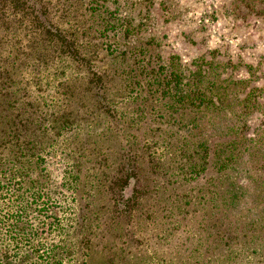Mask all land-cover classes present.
<instances>
[{"label":"trees","instance_id":"obj_1","mask_svg":"<svg viewBox=\"0 0 264 264\" xmlns=\"http://www.w3.org/2000/svg\"><path fill=\"white\" fill-rule=\"evenodd\" d=\"M49 9L42 0H0V243L39 244L43 220L38 213L50 199L43 153L51 144L43 141L62 138L61 156L77 163L67 171L68 178L74 177L76 198L114 196L115 207L103 216L110 238L149 193L166 213L157 226L169 231L162 240L190 245L193 256L184 264H264V141L248 148L254 141L249 117L264 116L258 89L248 91L246 80L234 79L229 62L215 56L197 58L185 70L178 56L159 52L160 41L146 40L132 25L134 18L119 19V9L104 5L102 22L65 28L49 17ZM76 66L91 71L84 82H76L84 78L74 76ZM85 92L94 95L86 98ZM101 116L102 129L96 123ZM260 133L264 130L255 139ZM111 150L123 152L113 156ZM246 150H254L251 161L245 159ZM93 159L95 168L89 166ZM92 171L100 181L94 192L87 189ZM197 179L204 183L196 194L177 191ZM160 180L165 181L161 195ZM132 182L133 192L123 202ZM147 182L152 187L144 190ZM247 200L254 203L246 210L255 214L250 218L241 208ZM79 213L88 219L85 209ZM195 220L197 228L190 230ZM55 253L51 250L41 264H61ZM17 255L0 246V264H11ZM151 255L139 264H155L160 255ZM161 259L176 264V259Z\"/></svg>","mask_w":264,"mask_h":264},{"label":"rangeland","instance_id":"obj_2","mask_svg":"<svg viewBox=\"0 0 264 264\" xmlns=\"http://www.w3.org/2000/svg\"><path fill=\"white\" fill-rule=\"evenodd\" d=\"M42 1L49 3V17L63 27L66 25L74 27L79 22L81 24H87L89 21L102 22L103 14L101 13L104 5L106 9L112 11L119 9L120 14H115L119 19L122 16H126L127 19L134 18L132 25L141 29L142 35H146V40L152 38L157 42L160 41L159 52L165 56L170 54L178 56L185 70L192 69L197 58L201 57L208 59L210 56H215L221 62H229L227 63L230 64L228 74L236 80H246L248 91L253 88L258 89L256 101L264 105V0H107V4L104 0ZM55 1L56 5H54ZM63 12H66V15L63 16ZM89 13H94V19L97 20L89 18ZM133 32L132 29L130 40L134 41L137 35L132 34ZM89 38L94 40L93 36ZM21 43L23 44V41ZM97 60L103 65V54H99ZM75 69L77 70L75 77H84L76 82H84L87 73L91 72L86 68L78 69L77 66ZM100 93L102 94L103 90ZM85 95L86 98H90L94 93L85 92ZM249 120V134L254 141L249 142L248 148L252 149L258 140L264 141V133H260L255 139L257 131L264 130V116L261 113H253ZM96 123L97 127L102 129L103 116ZM84 124L86 125V122ZM93 133L90 130L87 131V135H93ZM66 136L71 137L67 133ZM49 137L52 138V136ZM58 139L43 141L47 147L51 144L50 149L43 153V165L50 172L48 189L50 199L38 213L43 220L38 235L39 244H31L29 241H23L21 244L11 241L0 243V246L18 253V258L11 264H41L47 261L51 250L57 251L55 254L62 260L61 264H111V261L113 264H139L141 257L150 255L152 258V253L160 255V258L153 260L155 264H166L161 256L171 260L176 259V264H184V259L188 257L191 260L193 254L192 250L188 249L190 245L182 246L180 241L172 238H169L168 242L162 240L169 231L166 230V226H157L158 223L165 222L164 214L166 213L163 212V204L155 205V202L148 198L153 194H144V199L132 211L134 216L130 217V220L126 216L127 223L124 224L122 221L112 231L113 237L110 238L107 235L103 216L107 209L115 207L113 194L82 195L80 199H77L74 195L75 188L72 191L74 177L70 179L67 174L68 169L71 171L77 163L61 156L65 147L60 141L62 138ZM85 140L89 144L90 136L85 135ZM88 151L95 154L99 150ZM111 151L113 156L117 151L118 155L121 151L123 152V150ZM252 151L254 150H246L243 153L246 160L248 158L251 161ZM114 160L116 162L115 157ZM94 163L95 159L89 166L95 168ZM85 167H88V164ZM113 168L116 166L113 165ZM243 169L248 174L251 173L249 164H245ZM93 173L92 171L87 184L90 192H94L95 188L100 186L99 179H94ZM160 182L157 184L159 195L163 193L165 181L160 180ZM178 183H182L180 178ZM199 183L204 182L197 179L187 186L178 187L177 191L182 194L186 191L196 194ZM131 185L123 191L121 198L123 202L133 192V182ZM144 186V190H148L152 184L147 182ZM238 194L241 193L238 192ZM251 198L254 200L253 196ZM248 202V200L245 201L241 208L245 209V217L248 215L250 218L255 214H247L246 210L250 204L254 206V203ZM81 209L88 212V219L87 216L79 213ZM28 211L26 209V212ZM91 212H95L94 216ZM185 222L182 223L185 224ZM149 225L153 227L150 231H148ZM196 228V220L190 222L189 229ZM179 230L181 232L184 228ZM142 237H145L143 241ZM139 240L142 243L137 244ZM113 246L115 254L110 255L109 247ZM31 250H38V252ZM179 256L181 258L177 259L176 257ZM143 262L145 264V261ZM146 264L151 262L146 261Z\"/></svg>","mask_w":264,"mask_h":264}]
</instances>
